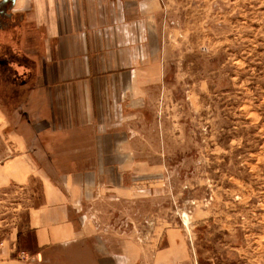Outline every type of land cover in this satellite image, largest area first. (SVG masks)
Masks as SVG:
<instances>
[{
  "label": "rangeland",
  "instance_id": "rangeland-1",
  "mask_svg": "<svg viewBox=\"0 0 264 264\" xmlns=\"http://www.w3.org/2000/svg\"><path fill=\"white\" fill-rule=\"evenodd\" d=\"M13 1L0 0V163L25 149L21 83L41 45L35 0ZM160 6L147 65L160 86L134 128L143 187L99 195L86 212L107 242L141 245L145 264H264V0ZM42 183L0 189V252L16 230L28 233L20 248L32 245L26 218Z\"/></svg>",
  "mask_w": 264,
  "mask_h": 264
},
{
  "label": "crops",
  "instance_id": "crops-1",
  "mask_svg": "<svg viewBox=\"0 0 264 264\" xmlns=\"http://www.w3.org/2000/svg\"><path fill=\"white\" fill-rule=\"evenodd\" d=\"M31 5L41 45L29 55L31 83H21L25 149L0 163V189L40 176L43 200L26 218L32 245L20 248L28 233L13 231L0 264H145L141 245L107 242L86 211L99 195L143 187L134 128L160 86L147 67L160 50V0Z\"/></svg>",
  "mask_w": 264,
  "mask_h": 264
},
{
  "label": "flooded vegetation",
  "instance_id": "flooded-vegetation-1",
  "mask_svg": "<svg viewBox=\"0 0 264 264\" xmlns=\"http://www.w3.org/2000/svg\"><path fill=\"white\" fill-rule=\"evenodd\" d=\"M1 8V7H0ZM0 13L2 14V15H4L6 12H5V10H3L2 8L0 9ZM9 17H11L12 16V12H9Z\"/></svg>",
  "mask_w": 264,
  "mask_h": 264
},
{
  "label": "trees",
  "instance_id": "trees-1",
  "mask_svg": "<svg viewBox=\"0 0 264 264\" xmlns=\"http://www.w3.org/2000/svg\"><path fill=\"white\" fill-rule=\"evenodd\" d=\"M20 236V235H19Z\"/></svg>",
  "mask_w": 264,
  "mask_h": 264
},
{
  "label": "water",
  "instance_id": "water-1",
  "mask_svg": "<svg viewBox=\"0 0 264 264\" xmlns=\"http://www.w3.org/2000/svg\"><path fill=\"white\" fill-rule=\"evenodd\" d=\"M14 2V1H13Z\"/></svg>",
  "mask_w": 264,
  "mask_h": 264
}]
</instances>
